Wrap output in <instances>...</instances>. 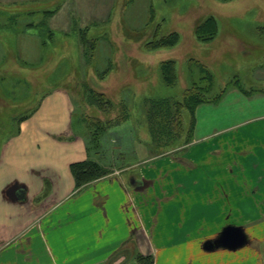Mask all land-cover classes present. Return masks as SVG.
Masks as SVG:
<instances>
[{
  "label": "rangeland",
  "instance_id": "rangeland-1",
  "mask_svg": "<svg viewBox=\"0 0 264 264\" xmlns=\"http://www.w3.org/2000/svg\"><path fill=\"white\" fill-rule=\"evenodd\" d=\"M60 3L75 12L61 16L57 26L67 27L58 36L53 33L54 27L48 31L47 20L50 8ZM212 18L218 21L217 32ZM201 23L198 36L196 27ZM86 27L90 31L83 36ZM174 31L180 36L175 46L148 45ZM92 34L98 37L94 53L82 43L86 35ZM168 59L176 60L178 68V78L170 85L166 82L172 80L171 68L162 66V61ZM193 86L186 103L192 105L193 91H197L196 96L202 102L191 109V119L187 109L183 110L181 134L176 135L169 123L172 115H178L177 98ZM93 88L106 92L118 105L117 110L113 111L104 101L101 103L103 98L100 100L103 110L90 104L94 100ZM56 89L71 93L75 103L74 132L90 139L89 157L108 167L109 171L98 179H115L118 185L122 180L129 185L126 210L130 202L136 205L135 198L143 196L146 199L142 214L150 215L156 200L163 197L166 202L172 198L167 182L173 176L175 180L187 177L188 182H195L187 189L194 193L193 197H204L206 191L213 195V189L227 183L220 172L221 165L254 157L257 165L251 172L256 177L254 181L249 169L245 174L235 164L232 176L234 181L238 178L251 185L257 182L255 187L260 185L262 190L254 187L250 196L253 194V199L264 202V162L257 157V151L264 145L261 132L264 122L240 126L245 132L252 133L254 129L259 139L251 134L231 138L240 127L232 128L226 137L214 134L204 137L214 127L223 128L235 121L243 122L252 114H264V108L255 109L251 115L217 108L235 90L238 94L228 100L236 102L238 97L240 101L264 104V0H0V149L43 96ZM205 94L208 98L204 100ZM120 104L125 109L122 121L103 127L99 119L116 117L122 110ZM85 115L94 117L92 128L102 129L96 135L90 133L91 126L82 120ZM209 120H217L211 122L210 129L206 128ZM173 137L180 142L172 144ZM222 158L224 163L219 164ZM157 161L171 175L170 179L166 174L157 178L160 182L156 188L153 178L140 180L138 172L141 166L152 167ZM188 166L195 167L188 170ZM180 167L185 168L179 170ZM239 188L247 192L248 187L245 184ZM177 191L175 188L172 193ZM132 209L131 216L135 217L138 208L132 205ZM250 226L255 227L253 238L257 239L250 242L243 237V246L259 243L264 260V232L257 231L256 222ZM127 247L128 244L121 247L114 256L119 258ZM138 247L133 238L132 252L123 254L125 260L150 264L154 255L144 254ZM211 257L221 260L230 254L220 249L211 253Z\"/></svg>",
  "mask_w": 264,
  "mask_h": 264
},
{
  "label": "crops",
  "instance_id": "crops-1",
  "mask_svg": "<svg viewBox=\"0 0 264 264\" xmlns=\"http://www.w3.org/2000/svg\"><path fill=\"white\" fill-rule=\"evenodd\" d=\"M65 7L60 3L48 13L47 30L51 32L50 28L54 27L53 33L58 36L67 27L57 26L61 16L75 12L72 7ZM235 91L217 108L235 109L243 115L264 108L258 101L252 104L238 97L236 102L228 100L238 94ZM74 109L75 103L67 89L51 91L4 140L0 149V264H143L125 260L124 255L132 252L133 238L139 246L137 250L154 255L153 264L264 263L259 243L243 246V237L250 242L257 239L253 238L255 227L250 226L254 222L259 224L257 231L264 232V202L253 199V194L250 196L258 183L255 180L256 184L251 185L238 178L234 181L232 176L233 164L241 172L252 175L253 166H257L253 162L255 157L233 163L220 159L219 164L224 163L220 172L227 183L213 189V195L206 191L204 197H193L194 193L187 189L195 182H188L187 177L175 180L173 176L167 182L172 198L166 202L163 197L156 200L151 214L143 215L146 199L143 196L135 198L136 205L130 202L126 210L125 195L130 190L122 180L118 185L115 179L101 178L82 188L77 186L71 166L89 157V141L84 134L74 132ZM247 119L243 120L245 124L235 121L223 128L214 127L204 137L213 134L226 137L227 132L241 124L258 126L264 122V114H252ZM214 121L209 120L206 128L210 129ZM241 128L231 138L251 134L259 139L254 129L246 133ZM261 132L264 139V129ZM257 157L264 162V145L257 151ZM145 167L141 166L139 179L153 178L156 188L157 178L166 174L170 179L171 172L166 166H159L158 161L155 166ZM193 167L188 166V170ZM182 168L185 167L179 170ZM251 178L256 179L253 175ZM245 184L247 192L239 188ZM175 188L180 191L173 194ZM255 190L260 192L262 188L259 185ZM132 205L138 208L135 217ZM127 244L119 258L114 256ZM220 249L228 251L230 257L212 258L211 253Z\"/></svg>",
  "mask_w": 264,
  "mask_h": 264
},
{
  "label": "trees",
  "instance_id": "trees-1",
  "mask_svg": "<svg viewBox=\"0 0 264 264\" xmlns=\"http://www.w3.org/2000/svg\"><path fill=\"white\" fill-rule=\"evenodd\" d=\"M211 21L214 25H216V27L215 26L214 27H215L216 32H217L218 31L217 19L212 18ZM202 26H203V23L198 24L196 27V34L198 36H199V32H201ZM84 30H83V36H84V34H87L88 30L90 31V28L86 27ZM179 39H180V36H179L178 32L174 31V32H171V33L164 35L160 38H156V39L150 41L148 43V45L152 46V47L154 46L157 48H159V47H173L178 43ZM97 40H98V37L96 35H93V34L90 36L86 35V37H84L82 39V43L83 44L85 43L84 45H86L88 48H90L91 52L94 53V51L98 47V41ZM92 55H94V54H92ZM168 65L170 66L171 71H172V80L171 81L167 80L169 82H166V84L170 85L174 80H177V78H178V68H177V62L174 59H168V60L162 61L163 67H167ZM200 65H202L205 68H208L205 63L200 62ZM205 73L209 74L207 70H205ZM169 78H171V77H169ZM192 90H194V86L191 87L190 89L186 90L184 92V94L181 96V98H177L178 101L176 102L175 113L177 112L178 115H175V116L172 115L171 122L169 123L170 130L174 131L176 133V135L178 134V132H180V134H181V131H180L182 129L181 124H183V122H184L183 118L185 116V112H183V110L187 109L186 111L188 113V116H190V119H191L193 117L191 109L195 108L196 105H198L199 103L202 102L199 100V98L201 99V97L196 96V94H198L197 91H193L192 96L194 98H192V96H191L192 105H188L186 103L187 95ZM92 96H93L94 100L90 104L96 106L97 108H100L101 110H103V108L101 107V104H100V102H101L100 100L103 98L101 103H103V101H104V103L108 104V107H111L113 111L117 110L118 105H116V103H114L111 100V98L108 96V94L106 92L93 88L92 89ZM202 98L204 100L207 99L208 98L207 94L202 96ZM120 108L122 109L121 110L122 112L120 111V113L118 115H116V117L109 118L107 120L99 119V123H103L102 126L105 127L104 124L113 123V122H121L125 109H123L124 107H122V104H120ZM85 116H83L82 120H85L87 122V124L89 126H91V128H89L90 133H93V135H96L98 132H100V130H102L101 128H97V127L92 128V126L95 124V122L93 121L94 119H92V118H94L93 116H91V115L90 116L85 115ZM190 122H191V120H190ZM191 125H192V123L190 124V126ZM151 129L153 130L152 127H151ZM165 129H168V127L165 126ZM152 136H154V133ZM179 138H180V136H179ZM179 138L173 137L172 144L177 143L178 141L180 142ZM168 145H171V144L169 143ZM107 168L108 167H105L104 164H101L99 161H96L90 157L83 160V161L75 162L71 166L73 175H74L75 180H76V184L79 188H82L85 184L90 183V182L102 177L104 174H106L109 171ZM148 257H151V256H148ZM151 258H152L151 259L152 261L150 264H153L154 259H153V257H151ZM143 259H144V257H143Z\"/></svg>",
  "mask_w": 264,
  "mask_h": 264
}]
</instances>
